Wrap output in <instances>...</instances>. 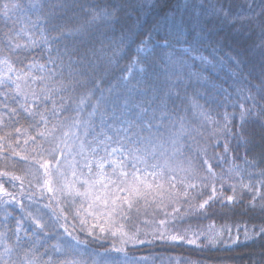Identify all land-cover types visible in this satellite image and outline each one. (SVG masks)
Returning <instances> with one entry per match:
<instances>
[{
  "label": "snow or ice",
  "instance_id": "1",
  "mask_svg": "<svg viewBox=\"0 0 264 264\" xmlns=\"http://www.w3.org/2000/svg\"><path fill=\"white\" fill-rule=\"evenodd\" d=\"M142 7L136 0H0V264H147V257L129 253V246L145 243L133 221L141 215L151 217L143 221L151 229L143 236L152 241L200 249L238 243L239 225L235 237L226 229L227 238L214 226L176 231L174 214L207 218L216 203L243 205L252 218L251 227L244 224V240H264V0H176L121 67L129 44L121 22ZM202 17L246 29L255 37L247 51L259 50L262 57L258 73L253 68L243 74L223 124L209 112L220 92L212 69L224 57L202 54ZM117 25L119 39H109ZM188 25L199 31L183 42ZM181 43L187 46L176 55L174 45ZM157 49L173 50L157 56ZM227 59L242 72L239 53ZM173 95L181 104L170 109ZM189 111L216 126L212 136L225 139L222 153L209 158V145L189 143L203 135L187 120ZM232 140L244 149L242 157ZM256 148L259 154L249 159ZM20 162L22 175L8 170ZM222 164L229 167L217 173ZM234 176L240 179L226 195ZM28 177L27 191L36 188L40 195H27L25 205ZM17 182L19 199L8 187ZM46 194L49 203L42 204ZM13 204L23 213L14 226L8 222ZM51 239L56 243L49 245ZM92 244L103 251H90ZM251 264H264V246Z\"/></svg>",
  "mask_w": 264,
  "mask_h": 264
},
{
  "label": "trees",
  "instance_id": "2",
  "mask_svg": "<svg viewBox=\"0 0 264 264\" xmlns=\"http://www.w3.org/2000/svg\"><path fill=\"white\" fill-rule=\"evenodd\" d=\"M30 0H23V3L28 4ZM82 3L94 2V0H81ZM140 5H143L141 9L137 12L132 13V18L129 20H124L121 23L125 28V34L129 37V44L126 47V54L123 58L119 59V64L121 67H124L128 63V58L131 55H134L135 48L139 40L143 39L144 35L147 34L148 30L168 11L169 7L175 5L176 0H136ZM183 2V0H181ZM242 0H235V5H239ZM236 6H234V11ZM35 17H33L34 19ZM202 22L204 24V47L202 48V54L205 56L215 55L217 57H224L222 63H217L215 68L212 69L213 80L216 84V87L220 89L218 94L214 93V99L211 103V110L209 115L213 121H219L220 124L224 123L223 116L225 112L231 114L233 112L232 104L236 103L235 95L236 88L240 87V80L243 74L255 68L256 72L260 71L262 57L259 50L247 51L250 45L253 42V37L247 35L246 29H238L237 26H233L227 22H221L219 20H214L208 17H202ZM117 31L113 37L109 33V39H119L120 25H117ZM3 28V21L0 20V29ZM197 30H193L192 25H188L185 29L184 35L181 37L183 42H191L193 38L197 35ZM50 35H55V33H50ZM87 41V36L84 37ZM86 46V45H85ZM186 43L175 44L174 51L176 55H181V48L186 47ZM218 49V51H213V49ZM173 49L164 50L161 52L160 49L156 50V55L161 56L165 55L167 51H172ZM237 53L241 55V58L244 60L243 70L240 73L236 72V69L231 62L227 59L228 56H235ZM191 63V61H189ZM199 62L197 61V65ZM234 73H236L234 75ZM229 94H232V100H225V97ZM173 102L177 105H180V100H177L175 95L168 100L169 108H172ZM199 103L204 104V99H200ZM185 105H181V108ZM207 108L208 106L205 105ZM238 111V110H237ZM187 120L190 125L197 128L198 131L202 132L203 135H197L196 141L189 140V143L193 145V148L197 146L196 142H199L201 146L209 145L208 147V156L209 158L213 157V153H222L224 149L225 139L220 136L218 139L216 136H212V133L215 129V125L208 121H202V118L194 117L192 112L187 113ZM193 121L195 123L193 124ZM23 123V122H22ZM201 123L203 126L201 127ZM7 131V129H5ZM195 135V133H194ZM23 141H21L22 143ZM232 147L235 149L236 154L243 156L244 149H236V141L232 140ZM260 152L259 148L253 149L248 153V158L252 159L257 156ZM18 159V158H16ZM228 159H231V153L228 155ZM211 162L216 165L217 159H211ZM238 164L242 162L237 161ZM4 162L0 160V170L3 169ZM229 167L228 164H222L219 167H216V172L220 173L223 168L225 171ZM24 168V162H20L16 169H13L9 166V171H15L16 175H22L23 172L21 169ZM245 181H247V172L244 173ZM28 179H25L24 187L25 196L24 203L27 205L29 203L27 195L35 193L36 196L40 195V192L36 188H32L31 192L27 191L29 188ZM240 179L239 176H234L232 181H229L225 184V188L228 189L226 195H230L231 188L230 184L233 182H238ZM255 182V181H254ZM9 190L17 193V199L20 198L21 192L19 188V182H17L16 188H11L8 186ZM219 184L217 188L219 189ZM239 193V189H238ZM48 195L46 194L45 199L42 201V204L49 203ZM56 197L60 198V193L56 194ZM247 201L245 200V203ZM187 207L186 205L184 206ZM8 211L12 212V217H9L8 222L13 226L15 225V218L22 215L23 213L20 210L18 204H13L8 208ZM171 212V209L168 210ZM151 209H149V213ZM243 205L229 206L226 208H221L219 203L213 205L207 214V218H195L194 216L185 215L184 213L174 214L176 215V220L174 227L176 231L183 232L186 228H190L191 231L204 230L207 231L210 226H214L215 231L225 230V238H227L226 229L231 227L232 236L237 235V225L239 228L240 240L236 244H219L215 248L209 249H200L196 245H189L184 241H165V240H154L152 241L151 235L148 237L143 236L144 231L150 232L151 229L143 225L145 219H150L151 217H145L141 215L138 219L134 216L133 221L136 224H139L141 231V239H145L144 244H137L135 248L129 246V253L135 255L137 258L147 257V264H182L185 261H199L200 264H251V258L261 251L262 246H264V240L256 239L255 241L244 240L243 227L245 222H248L249 227H251L252 218L250 215L243 214ZM160 219H163V213L160 214ZM183 219V223H181ZM4 213L0 209V230H2V224L4 223ZM258 222V221H257ZM133 230H135L133 228ZM171 231V229H169ZM191 231L189 234H191ZM83 238V237H82ZM148 241H151L149 243ZM56 243L55 239L48 240V244ZM96 249L98 251H103V249H98L95 244L89 246V250ZM43 251V249H41ZM117 253H112V256H117ZM46 259V257H45Z\"/></svg>",
  "mask_w": 264,
  "mask_h": 264
},
{
  "label": "rangeland",
  "instance_id": "3",
  "mask_svg": "<svg viewBox=\"0 0 264 264\" xmlns=\"http://www.w3.org/2000/svg\"><path fill=\"white\" fill-rule=\"evenodd\" d=\"M151 213V212H150ZM173 234H175V233H173ZM189 235H191V234H189Z\"/></svg>",
  "mask_w": 264,
  "mask_h": 264
}]
</instances>
